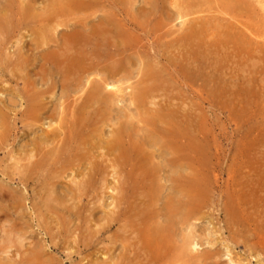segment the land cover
Wrapping results in <instances>:
<instances>
[{
  "label": "bare ground",
  "instance_id": "6f19581e",
  "mask_svg": "<svg viewBox=\"0 0 264 264\" xmlns=\"http://www.w3.org/2000/svg\"><path fill=\"white\" fill-rule=\"evenodd\" d=\"M92 1L51 0V4L90 9L94 7ZM1 2L0 75L13 84L8 102L16 103V99L22 102V114L27 120L21 123L24 130L33 135L25 143L23 152L10 155L11 164L6 170L0 166V205L8 203L18 217L22 212L19 210L25 206V198L17 186L13 188L10 184L24 188L33 186L30 189L32 210L35 218L42 220L39 225L52 244L59 234L53 235L51 222L56 221L60 225L57 228L62 227L66 223V215L68 218L71 213L69 207L83 205L85 199L84 208L89 213L83 222L88 226L85 228L88 232L76 242L81 243L80 247L85 252L93 242L97 243L98 237H104L102 233L110 232L115 226V233L107 239L114 245L120 243L124 251L119 258L109 256L102 263L93 259L96 264H116L117 261L122 264H174L178 261L186 264H251L252 257L264 260V220L263 225L251 226L242 210L244 202L237 194L226 211L227 235L221 237L222 232L221 238H216L207 232L205 245L209 249L197 253L200 246L196 239L201 234H196L193 223L200 219L201 198L206 195L200 190L201 182L206 179L202 177L201 170L207 143L199 133L202 118L191 113L194 104L190 100L187 112L181 108L186 101L170 95L173 90L165 86L167 81L163 78L168 69L150 65V59L143 60L144 55L141 56L138 47L131 44L132 27L138 18L147 17L151 14L150 9L164 10L169 2L178 11L180 26L188 27L171 41L164 42L166 37L173 35L172 32L157 38V44L169 54L164 60L172 74L181 81L183 88L194 94V99L204 100L201 96L204 90L210 105L233 106L238 105L236 100L242 99L246 107L251 103L248 99L250 94H253L251 79L242 86L238 84L227 89L229 83L224 80L223 69L232 58L237 59L239 66L242 65L243 53L252 51L257 53V60L263 64L258 68L259 75L264 73V54L261 55L264 35L248 30L264 23V0H142L143 7L140 5L137 11L136 0H106V14L98 27L87 28L84 25L69 31H57L56 27H49L50 24L37 29L31 27L29 45L19 41L13 54L6 53L8 40L25 34L21 32V25L30 17L29 10L32 14V7L29 3L14 0ZM147 6L150 9H146ZM93 10L90 9V15H95ZM189 14L196 17L188 20ZM14 18L19 23H14ZM142 22L138 21V26L149 23ZM155 24L157 28V25L164 26L165 22L160 19ZM220 49L219 58L210 64L207 59L210 55L214 58ZM24 50L35 52L33 63H29V55L25 56ZM134 56L141 57V60L131 62ZM31 63L32 66L39 65L32 73L28 69ZM205 71L215 79L208 78ZM231 79L235 81L236 78ZM56 88L60 89V99L63 100L51 111L52 98L49 95H53ZM1 89L5 91L4 86ZM123 102L137 110L138 123L124 112L127 107H123V114L116 111L114 118L117 104ZM238 112L240 119L246 117L245 110ZM9 118L6 104L0 99V147L9 129ZM43 119H49L48 125L45 130L40 128L38 133L36 129L43 126L44 123L39 126ZM109 123L113 125L110 133L106 134L103 128ZM187 170L191 172L189 178ZM68 174L71 179L64 182ZM108 177L113 178V182H109ZM163 180L172 185L166 195L163 194L166 192L161 183ZM109 189L113 195L108 196L111 205L106 206L104 191ZM258 189L252 188L254 194ZM88 205L93 208L87 209ZM111 206L112 210L104 211ZM96 210L104 216L95 218L93 212ZM2 212L4 209H0ZM77 215L72 217H81V214ZM3 217L9 218L7 215ZM19 217L23 218L21 214ZM232 228L234 231L231 232ZM178 232L180 237L175 236ZM23 238L22 233L18 239L15 238L17 242L13 245L18 252L24 246ZM214 245L222 246V250L213 248ZM240 245L243 251L234 252ZM23 252L32 258L20 264H56L52 255L45 263L42 262L41 258L47 255L41 248ZM257 264L261 261L258 260Z\"/></svg>",
  "mask_w": 264,
  "mask_h": 264
},
{
  "label": "rangeland",
  "instance_id": "374dc122",
  "mask_svg": "<svg viewBox=\"0 0 264 264\" xmlns=\"http://www.w3.org/2000/svg\"><path fill=\"white\" fill-rule=\"evenodd\" d=\"M14 1L23 4L29 3V5H31L30 7H32L33 9L31 8L32 14H30V10H29L30 17L26 19L24 23L25 25L24 24L21 25L22 27L21 32L25 34L24 35L21 34V36L18 37H13L11 41L10 39L8 40V45H7L8 50H6V53H8L9 51L10 54L14 53L15 47L17 43H19V41L20 42L22 41V43L29 45L30 43L29 37L31 36L32 33L31 27L33 28L35 27L37 29V27H47V25L50 24L49 27H56L57 31H69L73 27H83L84 25L87 28L98 27L97 25L102 24L101 19L106 14V8H107L106 0H93V1L90 0L94 5V7L90 9L91 10L94 9L93 11H96L95 15H90L89 8L85 9V8H78L72 6L69 8L68 6L67 8L71 9L68 10L66 7L64 8L60 4L58 6L52 5L51 0H34V3H32L31 0H14ZM1 5L2 2L0 0V6ZM140 5L141 7H143L142 0H136L135 11H137V9L140 8ZM148 8L149 7L147 6L146 9ZM174 9L175 8H173L171 4L168 2L164 10L162 11L161 10L156 11L155 9H154L155 12L153 11V9H150V11L147 10L151 14H149L147 17L145 16V18L144 17L138 18L137 22L143 21L142 23H144L149 21L148 25L141 24L142 26L141 25L138 26L137 22H135L136 23L135 27H132V29L134 28L133 37L132 39L129 38L128 42H130L131 39V44H133V46L138 47L141 56L144 55L142 57L143 60H146L144 58L150 59L151 61L149 62L150 65H153L156 68H162L165 70L168 69L167 70L168 74L163 76V78L167 81V84L165 86L167 87L169 86L173 90V92H171L170 95L179 98V100L180 98H182V100L186 101L185 105L181 106V108H183L185 111H187L186 108L188 107L187 103H189L190 100L194 105L192 112L190 110L189 112H191L195 116L197 115L196 117L202 118V123L200 127L201 132L199 133L200 136H202L201 138H204L203 140H205V142L207 143L205 144L206 147L205 153L204 154L202 153L203 154L202 159L204 161L202 160V164H201V170L203 173L202 177L203 178L205 177L206 179L204 178L205 182L204 181L201 182L200 190L205 192L206 195L201 198L202 200L200 206L203 205V207H201V214H199L200 219L198 222L193 223L196 225L195 228L196 234L198 236H200L201 234L199 239H196L198 246H200V249L198 250L197 253L200 254L203 253L205 249L206 250L209 249V247L205 245V241L208 233L209 235H212L216 238H218L220 236V233L222 232L223 235L221 237H225L227 235L228 229H226V225L224 223V221L228 219V217H226L227 216L226 211H227V207L233 204V198L234 196L236 197V194L237 196L240 195L241 199L244 202L242 210L244 211V213H246L247 216L246 218L249 224L251 226L263 225L262 223L264 220V211H263L264 210L263 208L264 207V187H263L264 186V81H263L264 73L262 75H259L258 68L263 66V64L261 63V61L257 60V53L249 51L248 53L245 54L243 53L244 52L243 51L242 52L243 55L241 56L242 59L240 61L242 65L239 66L237 59L232 58L231 62L227 63L223 69V77L226 84L228 83L230 84V85L228 84L227 89H231L233 85L237 86L238 84H240L242 86L244 85V82L246 83V81L251 79L250 82L252 83L250 85V88H251V92L253 91V94L251 93L250 97L248 98L251 101V103L247 104V106L244 107L241 102L243 100L238 99L235 102L238 103V105H233V106H227L226 104L210 105L209 99L206 98V93L204 90L201 92V96L204 100L201 101L200 99L197 98L194 99V94L190 93L189 89L183 88L181 86L182 84L181 81L177 80L176 75L172 74V69L170 68V66L168 64H165L164 59L167 58L169 54L164 51L162 45L160 46L159 44H157V38L160 37V35L162 34L165 35V33L167 32H172L173 35L170 36L169 38L166 37L164 40V42H168L171 41L172 39H175L177 36H180L188 28L186 26L185 27L180 26L181 21L178 20V15H177L178 11L176 12V10ZM1 10L2 8L0 7V12ZM191 11L192 9L189 10V12ZM45 15L47 16V18ZM194 17H196V15L189 14L187 16V19L191 20ZM160 19L162 22H165L164 25L165 27L164 26L160 27V25H157L156 28L155 23ZM49 21L52 23H50ZM13 22L17 23L18 22L17 18H14ZM166 22L168 25L167 27H166ZM59 24L61 26H59ZM263 25L264 23L262 25H259L260 27H256V26L249 27L250 29L248 28V30L253 31L256 35L259 34L264 35V27H262ZM235 29L245 30L243 27H235ZM55 33L57 32L55 31ZM245 33L249 34L248 31H246ZM261 50H262L261 52L262 55L264 54V47ZM261 50H259V52ZM23 52L25 56L29 55L28 56L30 59L29 63L30 62L33 63L34 62L33 59L36 57L34 55L35 52L26 51V50H24ZM159 52L161 54H159ZM220 52L221 49L219 53H217L218 55L215 53L214 58H212V55L209 56L207 60H209L210 64L212 60L219 58L221 54ZM244 56L246 57V59L244 58ZM131 59H132L131 62L136 60H137L136 62H139L141 60V57L134 56ZM40 62H42V60ZM32 63L28 67L31 73L34 72V70H37V68L40 65V63L37 62L39 63V65L36 63L37 64L36 66H32L33 65ZM242 66L245 68H243ZM248 71L251 72L249 73ZM169 74H172L174 78L172 76H169ZM205 75L208 78L213 77V75H211L209 71H205ZM232 77L236 78L235 81L231 79ZM3 86L5 91L1 89V87ZM12 86L13 84H10L7 78L2 77L0 75V97H1L0 99L6 104V111L10 114L9 126L7 127V129L8 128L9 129L7 131L6 137L4 138V143L0 147V166L5 170L11 164V162H9L10 155L12 154L18 155L20 154V152H23L25 143L29 142V140L32 138L33 135L32 133H29L27 130H24L22 126L21 122L25 120L24 119L25 116L22 114L23 113L22 110H24V105L22 104V102L20 103L19 99H16V103L8 102L9 95L13 93L11 91ZM245 86L247 85L245 84ZM245 86L243 87L245 88ZM18 87L20 89L21 84H19ZM197 94L195 95V97H197ZM49 96H51L52 98L51 99L52 104H50V108L52 111L61 102L60 100L63 99L62 98L60 99L59 88H56V90H54V94ZM47 101L50 100L47 99ZM241 106H243L244 108H241ZM123 107H127V109L124 108L125 109L124 112L133 116L134 120L136 119V122L138 123V119L136 118L137 110H134L131 106L128 107L126 102L117 104V107L113 112L114 118L116 115V111L120 110L121 113L123 112ZM240 109L245 110L246 117L244 119H240V115L238 114L239 113L238 111ZM10 110L11 112H9ZM51 111H49V113H51ZM187 115L189 116V114ZM203 118H205L206 120H204ZM129 119L130 118H127V120ZM48 122L49 119H43L42 122L39 123V126L44 123L43 126L36 129V131L40 133V128L41 129L43 128L45 130V127L48 125ZM112 123H109L106 128H103L105 129L104 131L106 134L110 133L112 125L114 124ZM203 124L205 126H203ZM186 172H187L186 176L189 178L188 174L191 172L190 170H187ZM110 175H112V173H110ZM67 176L68 177L64 182H67L68 180L71 179V175L68 174ZM110 177H108L109 182L111 181L113 182L112 180L113 178ZM259 178L261 181H259ZM5 181L8 182V180ZM163 182L164 180L161 183L163 184L166 190V192H163V194L166 195L168 193V189L172 188V185L170 182H166V183ZM10 187L13 188L16 187L17 189H19L21 193H23V196L25 198L24 199L25 206L23 209L19 211H22L20 214L21 216H23L24 219L23 218L21 219L19 217L20 214H18V217L15 216L14 211L9 207L10 205H8V203H3L0 205V209H4V212L0 213V264H20L21 261H23V263H27L28 260H30L32 257L29 254L28 255L26 254L25 256V254H22L24 253L23 251L25 250L34 251L35 249H40V248L43 249V251L47 255L44 258L43 257L41 258L42 262L45 263V260H47V258H50L49 256L52 255L53 256L52 259L53 260L55 259L54 262L56 264H96L98 262L102 263L105 261V259H107V257L112 256L113 259L119 258L120 254L124 252L122 250V246L120 245V243H115L114 245L113 243L111 244V241H108L107 239L111 237L112 234L115 233L114 232L116 230L115 226L112 227V230L110 232L107 231L105 234L102 233V236L104 235L105 238L98 237L97 243L93 242L91 246V248L93 249L89 248V250H86L84 252L83 248L80 247L81 243H77L79 242L81 236L86 235L88 232L85 231V228L88 226H86L83 222V220H85L84 218H87L89 213L88 211L86 212V208H84V206H86L85 199L83 200V205L75 204L78 207L76 208H73L72 206L69 207L71 213L69 214L68 218L70 219H68L66 215V219H65L66 223H64L62 227L57 228L60 225L59 223L57 224L55 220L54 223L51 222L50 227L53 230V235H57V233L59 235L56 236L57 238L53 241L52 244H50L49 238L45 235L43 229L39 225L43 223L42 220L36 219L34 216V212L32 210V206H31L32 201L30 200V198H32L33 194H32V190L30 189H32L33 186L29 185V188H24L21 185L18 186L17 184L13 183L10 184ZM206 187H208V189ZM255 187H259L258 189L259 191H257L254 194L255 191L253 192L252 188L255 189ZM110 190L111 189L104 191L105 193L104 196L105 198L107 197L105 200L106 206L111 205V200L108 199V196L113 194L110 193L111 192ZM238 190L241 193L238 192ZM158 204L161 205L162 202H159ZM98 206L99 203L96 204V207ZM91 208H93L92 205L87 206V209H91ZM83 209L85 211H83ZM112 209L113 208L111 206L108 207V209L106 210L104 208V211L107 212L108 210H112ZM97 210L93 212L95 218L98 217V215L104 216V214L99 213V211ZM77 214H81V217L79 218L72 217V215L79 216ZM4 215H7L9 218L5 219V217H3ZM91 219L93 218L90 217V220ZM55 224H57V226H55ZM214 231L217 232L215 233ZM232 231H234L233 228L231 232ZM205 232L208 233L206 234ZM19 233H22L24 235L23 238L24 240L21 241L22 245L24 246L19 251L21 255L19 254L18 251L15 250L13 245L15 241L17 242L15 238L18 239ZM180 234L181 233L178 232L175 234V236L180 237ZM8 236H10V238ZM216 240L218 241V239ZM48 244L50 245L48 246ZM213 248L222 250L220 249L222 248V246L218 247L217 245L216 246L214 245ZM108 249L111 250L108 254H106L105 252ZM239 251L240 252L243 251L241 245L239 246V248H236L234 250V252H239ZM83 258L85 259L87 258V260ZM261 258L262 257L259 258L252 257V259H250L251 264H257L258 260L261 261V264H264V260H261ZM93 259L95 260L96 263L94 262ZM167 259L168 258L166 257L165 261H167ZM116 264H122V263L121 261H117ZM174 264H186V263H181L178 261V262H174Z\"/></svg>",
  "mask_w": 264,
  "mask_h": 264
}]
</instances>
